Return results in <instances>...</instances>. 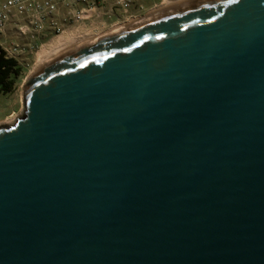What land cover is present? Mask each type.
I'll return each instance as SVG.
<instances>
[{"label": "water", "instance_id": "1", "mask_svg": "<svg viewBox=\"0 0 264 264\" xmlns=\"http://www.w3.org/2000/svg\"><path fill=\"white\" fill-rule=\"evenodd\" d=\"M0 124V264H264V0H193L63 50Z\"/></svg>", "mask_w": 264, "mask_h": 264}, {"label": "built area", "instance_id": "2", "mask_svg": "<svg viewBox=\"0 0 264 264\" xmlns=\"http://www.w3.org/2000/svg\"><path fill=\"white\" fill-rule=\"evenodd\" d=\"M178 1L0 0V47L6 57L16 60L23 55L36 54L46 42L45 34L52 40L69 27L86 23L83 26L91 31L103 29L96 34L100 36ZM114 16L116 19L110 21ZM9 32L12 38H8Z\"/></svg>", "mask_w": 264, "mask_h": 264}, {"label": "rangeland", "instance_id": "3", "mask_svg": "<svg viewBox=\"0 0 264 264\" xmlns=\"http://www.w3.org/2000/svg\"><path fill=\"white\" fill-rule=\"evenodd\" d=\"M152 14H149V15H152ZM120 26H123V25H120ZM118 27H115V29ZM99 31L102 32L103 29H100ZM99 31L98 32L91 31L86 26H80V27H74L72 29L65 31V33H63L61 36L63 35L65 36L71 33L72 34L76 33L74 35H86V38L89 36L88 39H90V38H94V36L95 37L99 36V35L96 36V34L99 33ZM50 41L51 40L44 42L43 46L46 45ZM41 48L37 50L38 53L41 51ZM38 53L23 55L16 59L18 63V67H19V72H18V75L14 78L13 88L11 91L7 93L0 94V124H7V123L12 124L15 121V119L22 114V102H21L22 85H23L24 80L36 69L37 67L36 58H37Z\"/></svg>", "mask_w": 264, "mask_h": 264}, {"label": "bare ground", "instance_id": "4", "mask_svg": "<svg viewBox=\"0 0 264 264\" xmlns=\"http://www.w3.org/2000/svg\"><path fill=\"white\" fill-rule=\"evenodd\" d=\"M189 1H193V0H180V1L176 2L175 4H169L166 7L160 8V10L156 11L155 13L167 10L169 8L184 4V3L189 2ZM148 15H146V16H148ZM74 34H76V33H74ZM74 34L71 33V34H67L65 36L64 35L60 36L54 40H51L46 45H44V46L42 45L41 51L39 53L37 52L38 55L36 58V62H37L36 68L41 66L43 63H45L47 60H49L53 56L57 55L58 53L62 52L65 49L71 47L72 45L77 44V43L82 42V41H85V40H88V37H89L88 36L86 38V35H74ZM94 38H96V37L94 36ZM90 39H92V38H90Z\"/></svg>", "mask_w": 264, "mask_h": 264}, {"label": "trees", "instance_id": "5", "mask_svg": "<svg viewBox=\"0 0 264 264\" xmlns=\"http://www.w3.org/2000/svg\"><path fill=\"white\" fill-rule=\"evenodd\" d=\"M17 60L8 58L0 47V94L12 90L14 78L18 75Z\"/></svg>", "mask_w": 264, "mask_h": 264}, {"label": "crops", "instance_id": "6", "mask_svg": "<svg viewBox=\"0 0 264 264\" xmlns=\"http://www.w3.org/2000/svg\"><path fill=\"white\" fill-rule=\"evenodd\" d=\"M143 2L147 3L146 1H143ZM115 19H116V17L114 16V17H112V18L110 19V21L115 20ZM84 24H86V23H84ZM84 24H83V25H84ZM83 25H81V26H83ZM78 27H80V26H78ZM72 28H74V27H69L67 30L72 29ZM8 35H9L8 38H9V37L12 38V36H13L11 32H9ZM45 35H46V36H45L44 40L47 41V40L49 39V38H48V34H45Z\"/></svg>", "mask_w": 264, "mask_h": 264}]
</instances>
